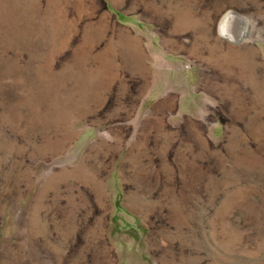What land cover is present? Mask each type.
Wrapping results in <instances>:
<instances>
[{"label": "rangeland", "instance_id": "obj_1", "mask_svg": "<svg viewBox=\"0 0 264 264\" xmlns=\"http://www.w3.org/2000/svg\"><path fill=\"white\" fill-rule=\"evenodd\" d=\"M0 264H264V0H0Z\"/></svg>", "mask_w": 264, "mask_h": 264}, {"label": "bare ground", "instance_id": "obj_2", "mask_svg": "<svg viewBox=\"0 0 264 264\" xmlns=\"http://www.w3.org/2000/svg\"><path fill=\"white\" fill-rule=\"evenodd\" d=\"M227 18V17H226ZM237 19V15L236 14H233L232 16H230L228 19L225 20V23L223 24L222 26V31L229 35V37H231V40L235 37L232 33H231V24L234 22V21H237L235 20ZM238 25V23H237ZM226 36V35H225Z\"/></svg>", "mask_w": 264, "mask_h": 264}]
</instances>
